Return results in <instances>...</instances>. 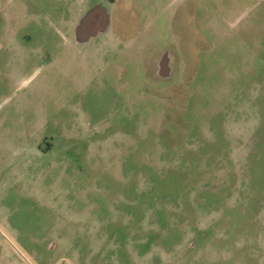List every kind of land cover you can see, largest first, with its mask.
I'll list each match as a JSON object with an SVG mask.
<instances>
[{
  "label": "rangeland",
  "instance_id": "1",
  "mask_svg": "<svg viewBox=\"0 0 264 264\" xmlns=\"http://www.w3.org/2000/svg\"><path fill=\"white\" fill-rule=\"evenodd\" d=\"M83 5L3 105L0 264H264V0Z\"/></svg>",
  "mask_w": 264,
  "mask_h": 264
},
{
  "label": "crops",
  "instance_id": "2",
  "mask_svg": "<svg viewBox=\"0 0 264 264\" xmlns=\"http://www.w3.org/2000/svg\"><path fill=\"white\" fill-rule=\"evenodd\" d=\"M41 2L45 3V9L49 11L47 12L49 15L39 19L46 13L41 12L36 20L35 12L38 6L36 2L31 5L30 0H0V118H4L6 122L23 121V115L16 114L14 110L3 112V105H11L14 93L25 89L39 73L40 68L32 70L31 67L36 64L38 56L42 57L45 54L42 51L29 49L30 43L37 39V36L30 32L29 27L33 24L43 30L46 27L50 32L41 34L42 36L56 35L69 39L70 37L64 34L62 29L74 26L72 20L74 14L76 11L80 12L81 7L84 6L83 0H41ZM39 6V8L42 7ZM53 8L58 16L59 9L62 10L61 18L57 22L52 16ZM64 11H66L65 14ZM104 15L107 20V15ZM33 17L35 22L31 20ZM97 17L96 15L95 19ZM43 20L45 23H42ZM53 31L56 33H52ZM71 37L75 40L76 33L73 32ZM47 132L42 125L32 126L26 130L24 137L31 139L29 152L40 157H48L53 152V144L48 143L52 137ZM68 135L69 133L65 131V136L68 137Z\"/></svg>",
  "mask_w": 264,
  "mask_h": 264
},
{
  "label": "water",
  "instance_id": "3",
  "mask_svg": "<svg viewBox=\"0 0 264 264\" xmlns=\"http://www.w3.org/2000/svg\"><path fill=\"white\" fill-rule=\"evenodd\" d=\"M102 23H106V20H105V15L102 13Z\"/></svg>",
  "mask_w": 264,
  "mask_h": 264
}]
</instances>
